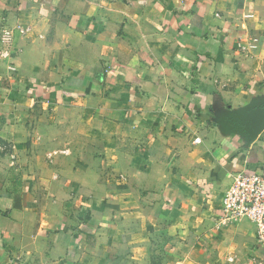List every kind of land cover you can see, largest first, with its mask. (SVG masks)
Listing matches in <instances>:
<instances>
[{"label": "crops", "instance_id": "obj_1", "mask_svg": "<svg viewBox=\"0 0 264 264\" xmlns=\"http://www.w3.org/2000/svg\"><path fill=\"white\" fill-rule=\"evenodd\" d=\"M246 170L264 0H0V264H264Z\"/></svg>", "mask_w": 264, "mask_h": 264}, {"label": "built area", "instance_id": "obj_2", "mask_svg": "<svg viewBox=\"0 0 264 264\" xmlns=\"http://www.w3.org/2000/svg\"><path fill=\"white\" fill-rule=\"evenodd\" d=\"M11 39L12 31L4 30L3 40L10 42ZM243 219L255 226L257 247L264 251V172H239L224 192L219 226L226 227Z\"/></svg>", "mask_w": 264, "mask_h": 264}]
</instances>
